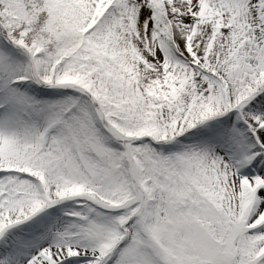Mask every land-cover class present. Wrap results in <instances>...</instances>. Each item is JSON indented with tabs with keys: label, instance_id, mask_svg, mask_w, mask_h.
Listing matches in <instances>:
<instances>
[{
	"label": "snow or ice",
	"instance_id": "1",
	"mask_svg": "<svg viewBox=\"0 0 264 264\" xmlns=\"http://www.w3.org/2000/svg\"><path fill=\"white\" fill-rule=\"evenodd\" d=\"M0 264H264V0H0Z\"/></svg>",
	"mask_w": 264,
	"mask_h": 264
}]
</instances>
